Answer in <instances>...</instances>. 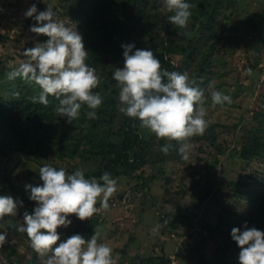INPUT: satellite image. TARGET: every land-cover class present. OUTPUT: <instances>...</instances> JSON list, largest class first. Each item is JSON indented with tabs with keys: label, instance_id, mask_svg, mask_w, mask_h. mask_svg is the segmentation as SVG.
<instances>
[{
	"label": "rangeland",
	"instance_id": "obj_1",
	"mask_svg": "<svg viewBox=\"0 0 264 264\" xmlns=\"http://www.w3.org/2000/svg\"><path fill=\"white\" fill-rule=\"evenodd\" d=\"M77 1L70 0L63 6L58 0H0V60H5L3 64L18 68L26 59L22 55L25 49L47 41L48 37L30 31V27L35 26L36 22L34 18L24 14L33 4L36 5L37 14L50 6L57 21L68 27L75 25L78 31L79 24L75 18ZM225 33L227 38L218 55V59L224 63L218 66L219 75L212 80V85L221 84V87H214L213 90L230 96L231 103L212 106L209 98L204 103L208 128L214 123L217 141L228 146L225 152L215 153L210 144L195 136L189 140L191 150L188 160L176 154L179 145L175 141H171L173 148L167 154V159L163 160L159 158L161 152H158L159 156H156V152L169 141L152 135V141L158 144L163 140L162 143L152 156L139 164L130 177L124 173H114L111 169L113 173L109 174L117 184L116 192L108 201V210L101 209L98 200L95 207L99 211L90 220L81 221L75 215H70L68 219L72 223L66 228L57 229L60 235L57 246L72 235L79 234L90 239L98 231V243L112 248L115 264H215V240L222 239V230L230 231L231 221L235 218L233 211H242L245 202L262 187L259 178L246 179L243 174H239L243 173L244 167L241 161L234 159L230 149L239 146L238 138L245 128L257 124L254 113L264 109V2L240 0L238 9L228 15ZM152 34L151 30L139 35L131 32L126 34L123 40H119L118 54L107 43L95 44L100 57H110L112 62L109 67L112 76L107 81L108 88L99 85L100 91L105 93L100 94V106L107 105L109 110V97L113 96L117 111L121 114L119 88L113 79V72L124 66L122 45L133 44V51L144 49L154 52ZM87 50H93V47L86 46ZM98 67L100 68V64ZM120 121L118 118L115 130ZM100 129H103V125ZM8 154L0 156V195L18 199L25 208L18 206L16 216L0 219V233L6 234L7 247H14L11 256L16 259L17 264H45L51 253L46 256L35 253L37 258L34 259V251L29 246L27 235L19 231L23 224V213L27 211L31 214L36 202L22 201L7 186L8 181L22 187L26 184L38 186L43 183L39 178V169L45 164L62 165L67 169V174H72L78 168L93 170L99 161L93 156L84 158L78 155H65L64 158L50 160L45 156L17 149ZM261 175L264 176L262 173ZM85 178H95L103 183L98 177L85 175ZM233 180L237 182L232 183ZM183 189L186 190L185 193ZM167 201H180L177 204L180 211L194 213L191 224L183 225L176 221L174 229L169 228L162 221L164 213L172 209ZM90 224L94 225L91 236L87 230ZM157 224L161 226L153 231Z\"/></svg>",
	"mask_w": 264,
	"mask_h": 264
},
{
	"label": "trees",
	"instance_id": "obj_2",
	"mask_svg": "<svg viewBox=\"0 0 264 264\" xmlns=\"http://www.w3.org/2000/svg\"><path fill=\"white\" fill-rule=\"evenodd\" d=\"M58 1L61 5H66L70 0ZM185 2L192 5L191 16L185 29L177 28L169 22L168 16L172 13L165 10L162 0L76 2L78 7L75 18L79 24L78 31L82 36L84 48L86 50V46L93 47V50H87L86 63L96 69L100 84L104 88H108L107 81L112 76V70H109L112 62L110 57H100L95 44L107 43L114 53L118 54L119 40H123L126 34L131 32L139 35L151 30L153 32L151 41L155 42L153 54L160 60L161 70L186 72L190 79H195L204 89L205 100L206 98L211 100L213 88L222 86L217 83L212 85V80L219 75L218 66L224 63L218 59V55L227 38L225 33L227 18L233 10L238 9L240 0H185ZM4 61L0 60V156L9 155L8 152L15 149L36 156H45L50 160L61 159L65 155H78L84 158L93 156L99 161L98 166L85 171V175L100 178L105 172L112 174L114 170V173H124L130 177L139 164L152 156L162 143L163 140L158 144L152 141L154 134L142 129L138 119L119 114L113 96L109 97L108 106L111 107L109 110L107 105L99 106L95 110L96 119H90L86 115L90 109L82 106L79 118L74 119L71 124L68 123L66 117L57 115L55 109L59 102L55 97H48L47 106L38 101L33 103L30 97L38 94V86L20 77L9 80L7 78L9 73L17 68L6 67ZM99 85L93 91L105 94L100 91ZM14 92H19V97L14 96ZM253 117L257 119V124L245 128L238 138L239 146L230 150L234 154V159L241 161L244 167L243 173L239 174H243L246 179L259 178L262 187L245 202L242 211L238 209L233 211L235 218L233 222L230 220V231L222 230V239L215 240L213 260L215 264H239L240 249L231 238L232 228L243 230L246 223L248 227H255L264 232V176L261 175V173L264 175V109L255 112ZM118 118L121 121L115 130L114 125ZM210 126L211 128L207 127L204 134L198 138L210 144L215 153L225 152L228 146L217 141L214 123ZM178 148L179 146L176 154H179ZM160 149L156 156H159ZM167 156L161 152L159 158L165 160ZM253 163L257 164L250 166ZM53 167L58 170L64 168L62 165ZM235 180L231 182L236 183ZM7 186L12 188L22 201L34 202L29 199L30 193L25 187L17 186L12 181H8ZM183 192L186 190L183 189ZM178 203L180 201H167L172 209H168L163 215L162 221L171 229H174L176 221L183 225L192 222L194 213H183L177 208ZM22 208H25V205H22ZM13 224L16 226V223ZM93 226L90 224L87 229L90 236L94 232ZM6 239L8 242L7 236ZM6 244L0 247L2 257L0 264H17L16 259L11 256L14 247H7ZM35 253L34 259L37 258Z\"/></svg>",
	"mask_w": 264,
	"mask_h": 264
},
{
	"label": "clouds",
	"instance_id": "obj_3",
	"mask_svg": "<svg viewBox=\"0 0 264 264\" xmlns=\"http://www.w3.org/2000/svg\"><path fill=\"white\" fill-rule=\"evenodd\" d=\"M171 24L185 29L191 16V4L185 0H162ZM35 14V15H34ZM35 20L30 31L48 37L44 43L25 49L26 59L8 75L9 80L20 77L38 86V94L30 97L48 105V97L58 100L55 111L66 117L71 124L79 118L82 106L90 111L86 115L96 119V109L102 104V97L93 90L100 84L96 69L86 60L82 36L73 27L65 26L55 19L50 6L37 14L33 4L24 14ZM123 68L115 69L113 79L119 88V111L129 118L138 119L140 127L154 134L158 139L169 141L160 151L168 154L173 148L171 141L178 145L182 159H189L191 144L189 140L204 134L208 127L205 119L204 89L188 74L161 70L160 60L151 50L136 49L134 45H122ZM251 71L250 69L248 70ZM19 97V92H14ZM212 106L231 103V97L220 91L211 92ZM84 169L78 168L67 174L49 164L39 169L42 185L26 184L30 191L29 199L36 202L32 213H23V224L19 231L26 233L30 248L40 256L48 255L45 264H115L112 248L98 243L99 232L90 239L75 234L58 244L59 227H68L70 215L84 221L96 214L99 200L100 208L107 211L108 201L116 192L117 181L105 172L99 180L86 179ZM22 202L10 195H0V219L16 216ZM157 224L153 231L159 229ZM231 238L240 249L239 264H264V232L255 227L232 228ZM7 243L6 234H0V247Z\"/></svg>",
	"mask_w": 264,
	"mask_h": 264
}]
</instances>
